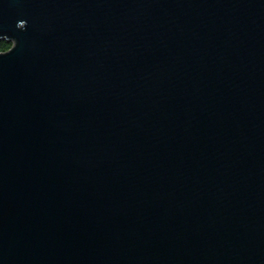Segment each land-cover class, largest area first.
<instances>
[{
    "label": "water",
    "instance_id": "obj_1",
    "mask_svg": "<svg viewBox=\"0 0 264 264\" xmlns=\"http://www.w3.org/2000/svg\"><path fill=\"white\" fill-rule=\"evenodd\" d=\"M0 264H264V0H0Z\"/></svg>",
    "mask_w": 264,
    "mask_h": 264
},
{
    "label": "trees",
    "instance_id": "obj_2",
    "mask_svg": "<svg viewBox=\"0 0 264 264\" xmlns=\"http://www.w3.org/2000/svg\"><path fill=\"white\" fill-rule=\"evenodd\" d=\"M12 48V44L7 41L0 42V53L9 51Z\"/></svg>",
    "mask_w": 264,
    "mask_h": 264
},
{
    "label": "flooded vegetation",
    "instance_id": "obj_3",
    "mask_svg": "<svg viewBox=\"0 0 264 264\" xmlns=\"http://www.w3.org/2000/svg\"><path fill=\"white\" fill-rule=\"evenodd\" d=\"M4 41H6V40H4ZM2 42V41H1ZM8 42V41H7ZM12 44V47H13V43H11Z\"/></svg>",
    "mask_w": 264,
    "mask_h": 264
}]
</instances>
